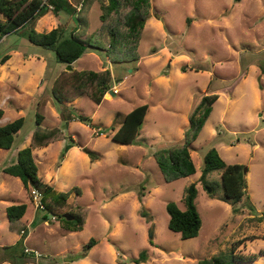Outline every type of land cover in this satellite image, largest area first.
Returning <instances> with one entry per match:
<instances>
[{
  "label": "rangeland",
  "instance_id": "obj_1",
  "mask_svg": "<svg viewBox=\"0 0 264 264\" xmlns=\"http://www.w3.org/2000/svg\"><path fill=\"white\" fill-rule=\"evenodd\" d=\"M95 1L91 7L85 0L80 13L44 11L0 41V126L25 120L12 147L0 148V245L14 244L24 230L32 253L23 264H135L130 259L145 249L149 261L140 264H199L214 256L228 262L232 246L235 256L249 258L234 264H264V0H150L136 51L139 59L120 41L111 46L117 37L110 39L100 18L108 0ZM54 22L65 25V36L80 27L79 37L101 47H87L69 69L54 51L27 37L31 30L50 31ZM106 24L123 27L121 13L113 12ZM7 54L12 59L3 62ZM106 69L111 88L97 104L83 93V73L105 74ZM212 93L219 98L191 148L197 172L166 182L154 151L182 139L195 103ZM142 104L149 110L134 143L113 141L125 115ZM38 114L44 116L40 125ZM78 114L92 122H64ZM41 129L47 134L53 129L47 145L48 138L37 134ZM72 137L76 150L62 160ZM33 138L38 175L51 187L41 196L44 208L32 186L25 188L19 177L4 171ZM81 146L99 159L93 161ZM212 147L226 163L248 169L246 190L255 210L245 198L234 212L224 194L222 171L211 172L207 186L200 180L204 156ZM192 186L202 227L198 236L183 239L169 228L166 205L174 201L184 210ZM14 203H26L28 209L22 218L10 220L7 207ZM143 208L152 221L142 216ZM65 214L84 217L82 229L71 230ZM90 238L97 243L88 256L67 262ZM5 258L0 255V261ZM5 262L0 264H12Z\"/></svg>",
  "mask_w": 264,
  "mask_h": 264
},
{
  "label": "trees",
  "instance_id": "obj_2",
  "mask_svg": "<svg viewBox=\"0 0 264 264\" xmlns=\"http://www.w3.org/2000/svg\"><path fill=\"white\" fill-rule=\"evenodd\" d=\"M240 1L241 0H235V2ZM50 2L55 6L54 12L56 13L60 10L71 9L72 7L71 4L69 5L67 2L65 3L64 0H50ZM123 6L129 7V9L124 12V10H122ZM40 7L41 0H0V14L5 18L4 20L0 18V41L9 33L17 31L35 20V18L44 11L46 12V9ZM149 8L150 0H108L107 4L103 3V13L100 15L103 27L106 28V33L109 34L110 39L112 36L117 37L116 41L112 39L110 40L111 46H114V43L120 41L124 48L134 51V59H138L139 56L136 51L143 34V26L147 21ZM115 11L121 13V20H123L124 24L121 28L106 24L108 16ZM27 37L34 44L54 51L58 61L71 66L85 53L87 47H101L100 44L88 43V41L75 34L70 37H63L62 28H54L45 33H38L35 30H31ZM9 57L8 54L5 55L2 61L5 62ZM261 72L264 74V65H261ZM104 73L105 74H99L95 71H84L83 73V93H86L87 96L97 104L102 102L104 95L111 88L112 78L110 72L106 69ZM218 98L219 94L216 93L202 95L189 114V125L185 129L184 138L154 151L153 156L155 157L166 182H172L196 173V166L191 156L192 143L200 136L213 111V105ZM148 110L149 105L142 104L129 111L125 115L119 129L113 133L112 140L124 145L133 144L145 121ZM3 114L4 110L0 108V119ZM43 119L44 116L38 114L37 124L40 125ZM69 120H80L87 123L92 122L90 117L79 114L64 118L66 123H68ZM24 121V117H20L0 126V148L10 149L12 147L15 136L23 127ZM41 130L42 132L36 130L37 134L40 137L44 136L48 138V140L44 142V145H47L53 140V137L51 136L53 129L48 130L50 134H47V131L43 129ZM35 142V138H33L31 146L19 150L17 161L12 165L5 167L4 171L8 174L19 177L25 188L28 189L32 186V190H37L43 195L50 192L51 187L43 183L38 175V166L33 156V146L36 145ZM74 146H77V143L71 138V142L65 145L64 150L61 153L62 160H64L67 152ZM82 150L87 153L93 161L99 159V155L89 147L84 146ZM244 169L245 166L242 164L226 163L217 149L212 147L204 156V165L200 180L207 186L208 175L213 171H222L221 177L224 194L227 200L234 203V212L236 213L239 211L238 207H235V205L243 201L245 198L249 202L250 209L255 210L254 205L249 200V195L246 190L247 179ZM208 190L210 193L213 192L212 188H208ZM196 195L197 191L195 187L192 192L188 191L184 199L186 206L184 210H182L174 201H170L166 205L170 216L168 226L170 229L179 232L183 239L198 236L202 227V219L195 204ZM142 196L143 195L140 196V199H142ZM27 209L28 205L26 203H14L7 207V214L10 220L20 219L26 214ZM141 214L142 216L147 217L150 221L153 220V216L145 208L141 210ZM44 217L47 218V216ZM260 218L264 219V215L260 216ZM63 219L67 223H70L71 230H80L84 225V217L80 214L74 215L73 220ZM22 231V235L14 244L0 245V255L6 256V258L1 260L0 263L7 261L12 264H23L25 263L24 261L30 257L29 255L32 252H29L25 245L27 234L24 230ZM241 241L242 240H239L238 243H242ZM96 243L97 241L94 238H90L81 252L68 256L67 262H75L86 258L89 250ZM231 252L232 261L226 262L221 258L214 256L201 259L199 264H234L236 261L243 262L249 259L246 260L245 257L240 255L235 256V246H232ZM148 261L149 254L146 249L142 250L138 257L130 259V262L135 264ZM121 264L125 263L121 262Z\"/></svg>",
  "mask_w": 264,
  "mask_h": 264
},
{
  "label": "crops",
  "instance_id": "obj_3",
  "mask_svg": "<svg viewBox=\"0 0 264 264\" xmlns=\"http://www.w3.org/2000/svg\"><path fill=\"white\" fill-rule=\"evenodd\" d=\"M84 1V3L82 4V2L81 3H79V4H77L78 2H79V0H64V2L66 3H68L69 5L71 4V9H68L67 11L68 12H74V11H77V12H79L80 13V11L82 10V6L83 5H85V0H83ZM90 1V5H91V7H93L95 4H97L96 3V1L95 0H89ZM66 10V9H65ZM51 11H53V10H51ZM61 11H63V10H60V12ZM46 12L47 13H44L45 15L46 14H49V10L48 9H46ZM54 13H56V12H54ZM59 12H57L56 14H58ZM5 19V18H4ZM3 19V20H4ZM79 19H80V17H79ZM41 21V18L40 19H38L37 20V22H36V26H37V24H39V22ZM80 21H81V19H80ZM64 25V24H63ZM54 28H62V30H63V37H70V36H65V34H64V30H65V25H64V27L62 26V27H60V24H58V23H51V25H50V27H49V30H52V29H54ZM90 29H91V27H89ZM21 29V28H20ZM20 29H18V30H20ZM80 29V27L78 28V27H76L75 28V30H73V32H72V34H71V36L73 35V34H75V35H77L76 33H77V31ZM17 30V31H18ZM14 32H16V31H14ZM4 38V37H3ZM2 38V39H3ZM82 38V37H81ZM83 39V38H82ZM90 48V47H89ZM91 48H94V47H91ZM50 50V49H49ZM86 52V51H85ZM10 57H9V59L8 60H11L12 59V57H11V54H8ZM84 55V54H83ZM82 57V56H81ZM80 57V58H81ZM79 58V59H80ZM140 58V57H139ZM138 58V59H139ZM76 62V61H75ZM74 62V63H75ZM109 62H111L110 60H109ZM73 63V64H74ZM73 64H72V67H73ZM107 68V67H106ZM44 73V72H43ZM42 73V74H43ZM101 104V103H100ZM59 120H61V118H59ZM71 121H73V120H69L68 121V124H69V122H71ZM65 122V121H64ZM188 126V125H187ZM187 126H186V128H187ZM185 131V130H184ZM73 138V137H72ZM184 138V137H183ZM182 138V139H183ZM181 140V139H180ZM179 141V140H178ZM82 147V146H81ZM84 147V146H83ZM82 147V148H83ZM76 149H75V146L74 147H72L68 152H72V151H75ZM67 152V153H68ZM66 156H67V154H66ZM66 156L64 157V159L66 158ZM192 156V155H191ZM197 170V169H196ZM197 172V171H196ZM188 177H190V176H188ZM5 263H8V262H5Z\"/></svg>",
  "mask_w": 264,
  "mask_h": 264
},
{
  "label": "built area",
  "instance_id": "obj_4",
  "mask_svg": "<svg viewBox=\"0 0 264 264\" xmlns=\"http://www.w3.org/2000/svg\"><path fill=\"white\" fill-rule=\"evenodd\" d=\"M40 8H44V9H48V10H54L55 6L50 2V0H41V7ZM33 193L36 195L37 199H38V196L40 198V200L38 202V206H41L42 208H44V204L42 203V197H41L42 194L37 190H33ZM37 255H40V254H37Z\"/></svg>",
  "mask_w": 264,
  "mask_h": 264
},
{
  "label": "water",
  "instance_id": "obj_5",
  "mask_svg": "<svg viewBox=\"0 0 264 264\" xmlns=\"http://www.w3.org/2000/svg\"><path fill=\"white\" fill-rule=\"evenodd\" d=\"M113 39H114V37H113ZM68 68L71 69L72 66L69 65ZM247 170H248V169L245 167V169H244L245 173L247 172ZM193 189H194V187L192 186V187L190 188V192H192ZM64 218H65L66 220H73V219H74V216H72V215H70V214H65V215H64ZM154 227H155V225L152 224V226H151V228H150V230H149V237H150V238H152V237L154 236Z\"/></svg>",
  "mask_w": 264,
  "mask_h": 264
}]
</instances>
